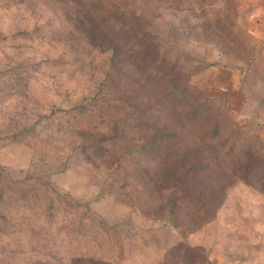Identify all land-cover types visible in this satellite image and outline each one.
<instances>
[{
    "label": "rangeland",
    "instance_id": "1",
    "mask_svg": "<svg viewBox=\"0 0 264 264\" xmlns=\"http://www.w3.org/2000/svg\"><path fill=\"white\" fill-rule=\"evenodd\" d=\"M0 264H264V0H0Z\"/></svg>",
    "mask_w": 264,
    "mask_h": 264
}]
</instances>
